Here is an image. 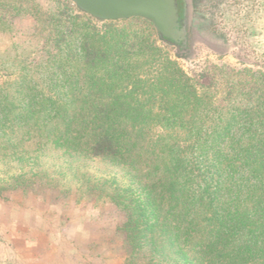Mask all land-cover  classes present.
Listing matches in <instances>:
<instances>
[{
    "label": "rangeland",
    "instance_id": "obj_1",
    "mask_svg": "<svg viewBox=\"0 0 264 264\" xmlns=\"http://www.w3.org/2000/svg\"><path fill=\"white\" fill-rule=\"evenodd\" d=\"M193 23L200 33L188 55L180 57L140 17L98 20L69 0H0V264H187L171 244L167 223L173 217L162 221L153 198L148 202L146 186L152 180L145 161L77 157L53 138L58 131L48 135L46 114H32L29 101L32 94L62 96L63 102L76 95L87 111L104 108L103 99L85 103L89 94L122 93L132 98L129 110L157 113L162 102L155 81L186 78V86L203 99L198 113L191 105L181 108L179 128L233 124L243 145L264 142V0H205ZM85 40L128 49L123 73L95 75L109 87L86 83L94 72L74 46ZM57 60L64 65L53 72ZM206 77L209 87L201 85ZM174 92L173 87L167 94ZM150 94L148 105L140 106ZM156 117L151 132L171 135L165 143L187 138L185 132L161 131L173 123ZM159 147L155 143L153 149ZM198 181L188 177L180 183Z\"/></svg>",
    "mask_w": 264,
    "mask_h": 264
},
{
    "label": "trees",
    "instance_id": "obj_2",
    "mask_svg": "<svg viewBox=\"0 0 264 264\" xmlns=\"http://www.w3.org/2000/svg\"><path fill=\"white\" fill-rule=\"evenodd\" d=\"M76 8L83 11L77 5ZM156 33L161 41L176 47L178 56L190 52L184 41ZM74 46L83 64L94 72L86 79L90 86L97 85L100 89L110 86L108 81L96 79L100 70L123 73L127 68L124 62L129 59V51L122 48V43L104 48L90 45L85 40ZM57 62L59 64H52L56 67L53 72L61 71L64 65ZM70 80L77 83L78 77ZM186 80L167 77L155 81V91L162 102L157 113L150 108L129 110L132 98L126 100L129 95L122 93L112 97L89 94L85 103L91 106L103 99L104 108L87 111L81 109L83 100L76 95L63 102L61 100L66 99L62 96L32 94L30 112H37V116L44 112L46 124H49L48 135L58 131L53 138L66 149L75 151L77 157L112 158L118 162H130L138 157L140 162L145 161L141 163L152 180L146 186L148 202L152 197L157 214L162 212V221L166 216L173 217L172 224L167 223L173 235L171 244L187 264H264V142L243 145L236 139L233 124L212 129L179 128L181 125L176 123H182L184 115L181 108L191 105L193 112L198 113L203 99L195 87L189 89L186 86ZM211 83L207 78L201 85L209 87ZM173 87L175 92L167 94ZM152 96L136 102L146 106ZM155 116L162 123H173L169 127L161 125V131L185 132L187 138L178 144L165 143L171 135L166 139L161 133L151 132L150 121ZM151 142L153 144L149 145ZM155 143H160L157 151L153 149ZM188 177H198L199 181L182 186L180 180ZM155 198L159 200L156 202ZM182 244L187 246L186 252H190L187 258Z\"/></svg>",
    "mask_w": 264,
    "mask_h": 264
},
{
    "label": "water",
    "instance_id": "obj_3",
    "mask_svg": "<svg viewBox=\"0 0 264 264\" xmlns=\"http://www.w3.org/2000/svg\"><path fill=\"white\" fill-rule=\"evenodd\" d=\"M83 11L101 19L140 17L155 30L175 41L182 40L191 49L196 33L188 32L189 23L178 22V0H71ZM181 0H179L180 2ZM180 5V4H179Z\"/></svg>",
    "mask_w": 264,
    "mask_h": 264
},
{
    "label": "flooded vegetation",
    "instance_id": "obj_4",
    "mask_svg": "<svg viewBox=\"0 0 264 264\" xmlns=\"http://www.w3.org/2000/svg\"><path fill=\"white\" fill-rule=\"evenodd\" d=\"M205 0H181L179 2L178 0V15L179 19L178 22L182 25H185L186 23H189V28L187 29L190 34L192 32H195L196 34L200 33V30L194 28V19L195 16L197 15L198 11V5L203 4ZM180 4V5H179ZM207 8V7H206ZM202 18V24L204 27L209 26V16L207 13H204L201 15ZM209 30L203 31L208 33Z\"/></svg>",
    "mask_w": 264,
    "mask_h": 264
}]
</instances>
